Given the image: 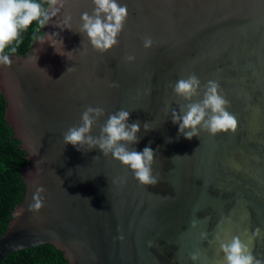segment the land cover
<instances>
[{"label":"water","instance_id":"water-1","mask_svg":"<svg viewBox=\"0 0 264 264\" xmlns=\"http://www.w3.org/2000/svg\"><path fill=\"white\" fill-rule=\"evenodd\" d=\"M117 3L128 16L107 50L83 28L85 13L96 18L94 0H56L27 54L0 53L11 61L0 63L6 118L31 162L24 200L0 238V264L47 243L69 264H228L222 246L234 238L264 264V0ZM191 77L194 92L177 93ZM213 84L235 132L208 127ZM192 106L204 117L181 132ZM89 108L99 112L89 113L86 137L101 141L108 119L127 111L136 140L107 152L65 143ZM120 146L153 150L154 185L114 158ZM34 197L39 209H30Z\"/></svg>","mask_w":264,"mask_h":264},{"label":"clouds","instance_id":"clouds-1","mask_svg":"<svg viewBox=\"0 0 264 264\" xmlns=\"http://www.w3.org/2000/svg\"><path fill=\"white\" fill-rule=\"evenodd\" d=\"M51 3L55 4L56 0H51ZM94 3L97 5L96 18L93 19L85 13L82 17L85 21L83 28L87 31L93 46L103 51L117 43L116 37L123 28V22L128 16V9L126 5H119L117 0H94ZM100 13L106 14L107 22H103L99 18ZM40 16L41 5L33 2V0H0V53L4 52L6 45L17 38L19 28L27 29L33 21L39 20ZM47 19L48 17L45 15L43 20H39L40 25L43 26ZM151 43V39L145 40V47L151 46ZM10 51L15 52L16 49L13 47ZM0 63L10 65L11 61L7 55H0ZM197 83L195 77H191L189 80H180L177 82L175 91L179 94L190 95L194 92L193 86ZM211 91L213 94L209 95L204 101L206 107H211L212 111L217 113L212 116L208 125L210 131L213 134L218 131L227 132L229 130L235 132L238 124L237 119L224 110L223 105L226 101L215 94L216 85L213 84ZM92 111L99 112V110L92 108L84 112L82 115L83 126L69 129L64 136L65 143L74 147L84 143L89 145L99 143V147L107 152L113 149L118 141L127 140L131 142L136 140L135 133L139 131V125L132 124L131 130H126L124 122L129 117L127 111H120L117 115H112L108 119L102 130L106 133V137H103L101 141H94L90 136L86 137L85 133L90 131L93 122L89 116ZM204 114L203 109L199 106H192L190 111L183 117L179 131L183 132L185 127L194 128L203 119ZM194 134V132L185 133V138L190 140ZM113 156L135 170V176L142 184L154 185L157 182L150 174L149 165L153 159V150L150 147H145L142 152H129L123 146H120L115 148ZM39 191H43V189ZM34 199L36 202L30 206V209H39L42 206L41 201L38 197H34ZM222 248L226 253L228 264H261L250 253L245 254L247 246L243 245L239 238H234L230 245H223ZM192 258L196 259L195 256Z\"/></svg>","mask_w":264,"mask_h":264},{"label":"trees","instance_id":"trees-1","mask_svg":"<svg viewBox=\"0 0 264 264\" xmlns=\"http://www.w3.org/2000/svg\"><path fill=\"white\" fill-rule=\"evenodd\" d=\"M51 0H33L41 5L43 20ZM33 21L27 29L19 28L17 38L6 45L4 54L25 55L35 39L43 36L44 25ZM16 51H10L11 48ZM8 101L0 89V238L6 232L14 209L22 203L27 192L23 171L31 165L27 151L6 118ZM1 264H69L63 251L47 243L8 254Z\"/></svg>","mask_w":264,"mask_h":264},{"label":"flooded vegetation","instance_id":"flooded-vegetation-1","mask_svg":"<svg viewBox=\"0 0 264 264\" xmlns=\"http://www.w3.org/2000/svg\"><path fill=\"white\" fill-rule=\"evenodd\" d=\"M238 186H239V185H238ZM240 187H242V186H240ZM232 190H233V193H234L235 188L232 187ZM233 193H227V194H225V198H226V199L233 198V197L235 196Z\"/></svg>","mask_w":264,"mask_h":264}]
</instances>
